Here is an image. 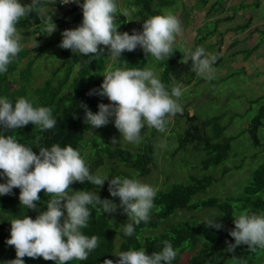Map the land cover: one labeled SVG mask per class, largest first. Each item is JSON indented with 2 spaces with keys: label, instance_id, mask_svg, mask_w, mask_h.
I'll list each match as a JSON object with an SVG mask.
<instances>
[{
  "label": "clouds",
  "instance_id": "9594fccd",
  "mask_svg": "<svg viewBox=\"0 0 264 264\" xmlns=\"http://www.w3.org/2000/svg\"><path fill=\"white\" fill-rule=\"evenodd\" d=\"M69 3H79V0H63L62 4ZM80 6L82 23L76 28L65 29L59 46L81 56L94 54L98 58L102 55L100 46L103 45L109 47V57L117 62L123 52L134 51L139 46L146 56L163 62L174 54L176 37L182 34L180 19L171 12L151 16L144 21L142 31L133 30L129 34L118 31L119 25L115 22L117 12L125 17H129L130 12L118 9L116 0H83ZM38 9L43 34L51 36L57 26L53 16L43 12L41 0H31L29 4H22L20 0H0V74L8 71V66L22 50L17 25ZM36 42L35 47L38 46ZM180 51L184 53L183 63L193 62L192 71L197 76L209 81L214 79L213 65L218 54L207 53L203 47ZM103 76L101 88L98 92L90 91L89 95L97 93L106 96L111 103H100L99 111L95 113L86 104L81 107L86 113L84 122L94 128L106 126L114 117L115 127L121 135L119 139L112 138L113 145L121 143V140L138 145L145 125L165 132L166 117L183 113V107L178 102L183 94L181 89L174 86L170 94L150 68H110ZM29 123L45 131L54 128L56 120L49 107H34L24 97L13 106L6 97H0V125L6 130H15ZM39 149L37 154L32 148L17 142L14 136L0 135V175L7 177L6 183H0V195L12 194L13 188H19L20 204L30 209L37 208L36 202L40 200L42 190L50 197L47 210L35 219L26 215L11 220L7 244L15 247L16 258L5 264H25V256L43 257L56 261V264L88 259L89 253L98 247L99 237H89L81 229L88 226L93 209L97 213H113L118 205L112 200L101 199L96 191L70 193L74 182L87 181L103 187L108 181L111 196L120 198L119 207L130 221L123 227L126 236H132L135 226L141 222H149L158 191L153 186L137 179L120 176L109 179L93 174L79 151L70 144L64 147L53 144L50 148ZM233 216L235 228L230 230V235L235 243H228L226 250L235 252L241 244L247 245L250 251L264 249V212L257 214L245 210ZM203 224L218 230L223 227L214 218H207ZM163 244L162 251H154L151 255L143 247L114 253L119 260L105 259L103 264H171L177 251L169 241L165 240Z\"/></svg>",
  "mask_w": 264,
  "mask_h": 264
},
{
  "label": "trees",
  "instance_id": "16d2710c",
  "mask_svg": "<svg viewBox=\"0 0 264 264\" xmlns=\"http://www.w3.org/2000/svg\"><path fill=\"white\" fill-rule=\"evenodd\" d=\"M81 1L83 3V0ZM208 1L200 0L203 5ZM127 3L129 7H135L134 14L130 11L131 20H135L134 24L127 29L128 33L132 34L133 30L142 31L144 21L151 16L165 14L164 8L171 3V0H128ZM41 4L44 5L42 1ZM53 5L58 8L61 7V0H57ZM218 6H221V0L216 1L209 14L213 13V10L215 11ZM38 11L39 9L26 19H22L19 24L35 25L43 33V25L40 22ZM44 13L53 16L58 29L37 49L22 48L13 63L8 66V71L0 74V97H6L13 106L19 98L24 97L29 99L34 107H49L53 118L56 120V125L54 128L45 131L32 123L15 130H6L0 125V135L14 136L17 142L32 148L37 154L40 151L39 147L50 148L53 144H59L61 147L70 144L81 153L87 146L88 136L92 135L90 132L94 128L84 122L86 113L81 105L86 104L95 113L99 111L98 105L105 103V96H100L97 93L89 95V93L92 90L98 92L101 88L103 80L100 74L106 71L110 61V51L109 48L101 45L102 55L97 58L94 54L81 56L73 53L70 49H63L59 46L63 39L62 32L65 29H71L74 25L73 21L66 19V15L72 14L74 19L78 21V25L82 23L83 11L81 6L73 11H66L65 17L60 18L50 10ZM229 18L227 17L226 20ZM128 19L129 17H125L120 11L117 12L115 22L119 25V32H121L122 27H125ZM221 20L223 19H218L216 22L219 23ZM249 23L250 20H247L243 26H240V29L247 28ZM215 30L201 37L192 51L199 47L202 41L215 33ZM56 46L58 51L55 54L59 53L61 58L53 75L46 79L41 87L28 86L33 75L35 62L45 50ZM175 49L160 77L170 94L175 86L171 73L178 66L181 57V52L177 48ZM205 51L207 52V50ZM219 53L220 50L215 54ZM25 59L27 61H24ZM146 60L147 56L142 48L137 47L134 51L123 52L121 58L114 65L142 70ZM222 60L223 57H220L214 64H219ZM254 101L259 106L250 120L247 132L254 145L260 146L262 142L259 129L264 127V98L259 97L252 102ZM180 115L186 117L187 127L179 138V147L191 144L196 150L205 152L206 156L201 162L204 169L218 166L229 158L233 137H221L225 126L216 119H199L196 114L190 115L188 110H184V113ZM210 130H213L212 134ZM153 139L154 134H151L146 139L144 150L136 154L119 146H96L93 159L86 165L89 166L93 174H96L99 167L104 165L106 161L109 162L110 169L105 175L109 179L115 176L130 179L133 177L145 178L153 170L155 160ZM226 172L227 170L224 171L223 175ZM216 180L217 178L212 175L196 176L191 174L187 183L179 182L166 189L158 188L149 222H141L140 225L135 226V232L130 237L123 232L124 224L119 227L116 225L113 214L97 213L93 209L88 226L81 231L89 237L92 235L99 237L98 247L89 253L87 260H71L67 264H103L105 259H111L115 262L119 260V257L114 253L141 247L146 250L147 254L151 255L154 251H162L165 240L169 241L174 250L177 251V256L171 264H180L182 256L188 249H191L192 253L186 264H227L229 261L234 264H264V249L257 248L256 251H250L247 245L241 244L236 247L235 252L226 250L228 243H235L234 237L230 235V230L235 228L233 215H238L245 210L257 214L264 212V162L252 172L250 181L237 195L227 198L211 196L202 200H192L196 194L205 192ZM6 182L7 177L0 175V183ZM94 186L87 181L84 183L74 182L69 192L88 190ZM94 190L101 199L114 201L118 205V209L123 212L122 208L119 207L120 198L111 196L107 180L103 187H97L92 191ZM19 194L20 189L13 188L12 194L0 195V264H5L6 261L16 258L15 247L7 244V240L10 238L11 220L23 218L26 215L35 219L41 212L47 210V201L50 199L42 190L39 193L40 200L36 202L37 208L30 209L20 204ZM200 206L216 208L217 213L207 218L219 220L223 227L219 230L206 227L203 223L207 218L192 224L186 220L176 223L165 221L180 211H191ZM120 215L119 218L124 217V215L127 216L126 213ZM162 223H166L163 230L154 233ZM216 236L219 239L217 241L214 240ZM201 241L208 243L206 249L198 248ZM23 259L25 264H56V261L45 260L43 257L29 258L25 256Z\"/></svg>",
  "mask_w": 264,
  "mask_h": 264
},
{
  "label": "rangeland",
  "instance_id": "374dc122",
  "mask_svg": "<svg viewBox=\"0 0 264 264\" xmlns=\"http://www.w3.org/2000/svg\"><path fill=\"white\" fill-rule=\"evenodd\" d=\"M41 1L43 4H47L46 9L48 10L52 1L55 0ZM127 1L128 0H119V5L122 9H128L130 12ZM29 3H31V0H28L24 4ZM182 5V0H175L173 5L170 4V6H168L170 9L167 7L165 10L171 11L174 10V7ZM118 9H120L119 6ZM66 18L73 21L74 16L69 14ZM129 18L131 19V15ZM130 19H128V22L132 23ZM78 26L79 25L76 24L74 20L72 28ZM217 26L218 24L214 21H210L206 25L210 31L217 29L214 34H211L208 39L206 41L204 40L205 42L203 41L199 46L207 50V53L215 54L217 52V46L213 45V36L219 37L218 39L220 40L224 35L222 34L223 30H218ZM206 27L204 28V32ZM183 46L182 43L178 44L177 42L173 45L174 48L185 51ZM180 52V62L171 75L175 86L179 87L183 93L178 101L183 107V113L184 110H188L190 115L196 114L199 119H216L220 124L225 126L224 133L221 137H233L229 158L218 166H211L208 169H204L201 162L206 156L205 152L196 150L191 144L179 147V138L187 127L186 117H183L179 113L166 117L165 132H160L155 128H149L145 125L141 131V143L138 145L130 144L123 140H121V143L113 145L112 138L116 137L119 139L121 134L115 127L114 117H112L106 126L93 128L91 130L90 134L92 133V135L88 136L87 146L80 154L85 163L93 159L96 146H119L124 149H129L136 154L144 150L146 139L151 134H154L153 148L155 160L153 170L150 175L145 178L133 177V179L149 184L156 189H166L174 183H187L189 175L191 174L196 176L212 175L217 178V180L213 182L205 192L196 194L192 199L193 201L202 200L211 196L227 198L237 195L250 181L252 172L264 162V127L259 129L262 142L260 146L254 145L247 132L250 120L257 112L259 106L258 103L252 101L259 97L264 98V60L259 62V66L251 61L252 71H250L246 68L234 67L231 64V60L225 57L219 64L213 65L215 68V77L209 81L203 77L197 76L195 72L192 71L193 67H190L191 65L185 66V63L182 62L184 53L182 51ZM55 53L56 52L52 50H45L42 53L33 66V75L29 83L30 85L28 86L41 87L45 83V80L53 75L61 58L59 53ZM170 58H172V56ZM170 58L163 62H158L151 56H147L146 64L143 69H152L160 79L161 73L165 69ZM24 61H27V59ZM111 62L112 60L110 59L106 71L110 68H126L116 64L115 66H111ZM112 63L114 64V62ZM191 64L193 65V62ZM100 75L101 79L104 80L103 73ZM108 103L111 102L105 96V104ZM212 132L213 130H210L211 134ZM109 169L110 164L106 161L104 165L96 170V174L105 176ZM226 170L227 172L223 175ZM95 188H97V186L88 190L92 191ZM216 213L217 210L214 207L200 206L191 211H180L170 216L165 221H169L168 223H176L186 220L192 224L196 221L206 219L213 214L215 215ZM111 214L115 216L114 219L118 227L130 222L126 215L119 218L121 216L120 214L125 213L118 208ZM165 226L166 223H162L154 233H159ZM214 240L217 241L219 239L216 236ZM207 246V242L201 241L198 248L206 249ZM191 253L192 250L188 249L182 256L180 264H186ZM259 257L258 255V258ZM227 264L234 263L229 261Z\"/></svg>",
  "mask_w": 264,
  "mask_h": 264
},
{
  "label": "crops",
  "instance_id": "0c3cea01",
  "mask_svg": "<svg viewBox=\"0 0 264 264\" xmlns=\"http://www.w3.org/2000/svg\"><path fill=\"white\" fill-rule=\"evenodd\" d=\"M27 1L28 0H20L22 4ZM216 1L217 0H209L208 3L203 5L200 0H182V6L174 7V10L171 11L165 10L170 4H174L175 1L171 0V3L164 8V11L166 13L171 12L181 21L182 34L177 36L176 42L178 44L182 43L185 51L192 50L201 37L212 33V31L208 30L206 25L210 21H214L218 26L220 25L219 27L217 26V28L218 30H223L222 34H224L220 38V41L218 39L219 37L213 36V45L217 46V51L220 50L218 58L223 57V59H225L226 57V59L231 60V64L234 67L246 68L252 71L251 61L259 66V62L264 60V0H221V6H218L215 11L213 10V13L209 14L210 10L214 8ZM54 2H57V0L52 1L48 10L54 12L58 18L64 16L65 12L60 7L54 6ZM117 2V5L122 9L119 5V0H117ZM46 7L47 4L42 6L43 12L47 11ZM129 8L132 14H134L135 7L132 6ZM66 17H68V15H66ZM227 17L230 18L226 20ZM218 19L223 20L217 23L216 20ZM74 20L75 19H73V22ZM247 20H250L248 27L240 29V26H243ZM130 21H132V23L127 21L125 27L121 28V33L133 26L135 20L130 19ZM76 24H78V21H76ZM205 27L206 30L204 32ZM17 30L21 36L22 48L26 49L35 50L40 45H43L50 37L44 35L35 25L18 24ZM35 39L38 41L37 47H35L37 43ZM48 50L56 52L58 51V47H51ZM112 62L111 66H115ZM191 63V60H189L187 65L185 63V66L191 65L190 67H193Z\"/></svg>",
  "mask_w": 264,
  "mask_h": 264
},
{
  "label": "built area",
  "instance_id": "2783aa9c",
  "mask_svg": "<svg viewBox=\"0 0 264 264\" xmlns=\"http://www.w3.org/2000/svg\"><path fill=\"white\" fill-rule=\"evenodd\" d=\"M63 3V0H61V8L64 10V11H73L77 8L80 7V5L82 4V1L79 0V3H69V4H62Z\"/></svg>",
  "mask_w": 264,
  "mask_h": 264
}]
</instances>
